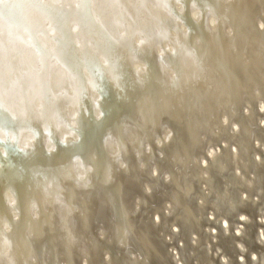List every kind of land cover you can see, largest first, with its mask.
Returning <instances> with one entry per match:
<instances>
[{
  "label": "bare ground",
  "instance_id": "obj_1",
  "mask_svg": "<svg viewBox=\"0 0 264 264\" xmlns=\"http://www.w3.org/2000/svg\"><path fill=\"white\" fill-rule=\"evenodd\" d=\"M0 264H264V0H0Z\"/></svg>",
  "mask_w": 264,
  "mask_h": 264
},
{
  "label": "clouds",
  "instance_id": "obj_2",
  "mask_svg": "<svg viewBox=\"0 0 264 264\" xmlns=\"http://www.w3.org/2000/svg\"><path fill=\"white\" fill-rule=\"evenodd\" d=\"M192 15H193V19H198L199 18V12H197V11H193ZM215 24H216V21L214 19H210L209 20V26L210 27H213L214 28L215 27ZM136 71L139 72V71H141V69L139 67H137ZM170 137H171V132L168 131L166 133V135L164 136V139L167 140ZM156 143L159 146L161 144V141L159 139H157ZM25 146H27V145H25ZM209 155L211 156L212 153L210 152ZM12 203H14V202L12 200H9V204H12Z\"/></svg>",
  "mask_w": 264,
  "mask_h": 264
},
{
  "label": "snow or ice",
  "instance_id": "obj_3",
  "mask_svg": "<svg viewBox=\"0 0 264 264\" xmlns=\"http://www.w3.org/2000/svg\"><path fill=\"white\" fill-rule=\"evenodd\" d=\"M181 2H183V0H181Z\"/></svg>",
  "mask_w": 264,
  "mask_h": 264
}]
</instances>
